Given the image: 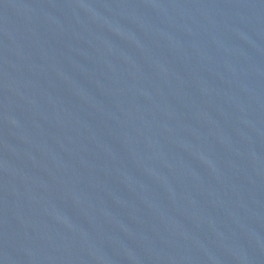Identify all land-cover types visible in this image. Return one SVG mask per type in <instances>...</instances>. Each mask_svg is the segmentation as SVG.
<instances>
[{
  "label": "water",
  "instance_id": "1",
  "mask_svg": "<svg viewBox=\"0 0 264 264\" xmlns=\"http://www.w3.org/2000/svg\"><path fill=\"white\" fill-rule=\"evenodd\" d=\"M0 264H264V0H0Z\"/></svg>",
  "mask_w": 264,
  "mask_h": 264
}]
</instances>
